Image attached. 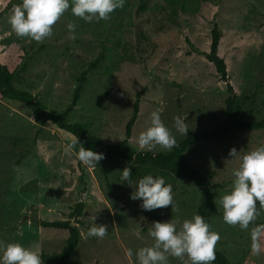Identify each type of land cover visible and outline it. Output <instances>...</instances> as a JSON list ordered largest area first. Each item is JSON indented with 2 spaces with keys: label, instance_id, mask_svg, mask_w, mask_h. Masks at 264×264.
Wrapping results in <instances>:
<instances>
[{
  "label": "rangeland",
  "instance_id": "374dc122",
  "mask_svg": "<svg viewBox=\"0 0 264 264\" xmlns=\"http://www.w3.org/2000/svg\"><path fill=\"white\" fill-rule=\"evenodd\" d=\"M7 1L0 0V10ZM11 14L12 10L0 20L4 51H27V69L15 87L63 113L72 104L77 80L87 72L88 81L69 120L84 124L88 134L110 145L125 140L137 100L139 116L129 144L138 153L170 151L137 144L153 111L160 113L176 143L187 135L176 131L174 117H186L193 134L223 125L226 84L200 54L210 50L215 24L222 32L220 55L241 117L264 120V0H125L107 20L90 23L71 13L70 0L69 9L52 26V35L41 42L18 37L8 23ZM69 23L75 24V39H70ZM73 141L72 135L44 123L27 105L0 101V241L21 243L38 254L61 253L68 231L40 223L68 220L74 202L83 201V225L71 220L81 233L74 257L82 264H137V250L154 243L148 234L153 222L172 220L179 230L185 219L197 214L201 193L193 183L177 181L173 208L146 212L141 201L130 199L133 189L120 179V171L133 167L131 162L103 159L87 172L80 171L75 157L80 145L66 151ZM261 146L264 130H257L233 133L185 154L187 162L210 175L216 208L211 231L220 236L214 250L230 264H264L257 240L264 227V206L257 202L255 219L241 229L223 221L219 205V197L232 190L231 172L240 163L229 151L235 148L242 156ZM94 215L95 223L107 225L103 238L87 235ZM128 249L131 257L126 256ZM168 264L183 262L169 257Z\"/></svg>",
  "mask_w": 264,
  "mask_h": 264
},
{
  "label": "clouds",
  "instance_id": "9594fccd",
  "mask_svg": "<svg viewBox=\"0 0 264 264\" xmlns=\"http://www.w3.org/2000/svg\"><path fill=\"white\" fill-rule=\"evenodd\" d=\"M124 2L125 0H71V13L87 23L107 20L109 14L123 7ZM69 7L70 0H21L20 4L14 6L8 23L18 37L41 42L52 35V26ZM67 29L70 39H75V24H67ZM174 127L185 136L189 132L186 117H174ZM77 144L80 147L75 152V157L80 164L94 168L105 158L103 153L85 148L78 140L67 145L66 151L75 149ZM137 144L142 149L151 150L159 145L162 149L171 150L176 145V139L161 120L160 113L153 111L150 126L139 134ZM239 153L235 148L229 151L231 159L239 158L240 163L231 172L232 190L219 197V205L223 209L225 223L238 224L241 229H247L255 219L257 202L264 206V146L242 156ZM120 173L121 181L133 189L130 199L141 201L142 210L150 212L168 206L174 207L172 185L166 182L164 176L149 173L133 179L131 166H126ZM90 219L92 224L87 235L105 237L107 225L95 223V215ZM210 229L209 223L199 214L185 219L179 230L172 220L155 221L148 231L154 243L137 250V264H168L169 257L179 258L183 264H188L189 261L190 264H212L215 260V245L220 236ZM132 255V250L128 249L126 256ZM0 264H43V261L36 251L21 243L0 241Z\"/></svg>",
  "mask_w": 264,
  "mask_h": 264
},
{
  "label": "trees",
  "instance_id": "16d2710c",
  "mask_svg": "<svg viewBox=\"0 0 264 264\" xmlns=\"http://www.w3.org/2000/svg\"><path fill=\"white\" fill-rule=\"evenodd\" d=\"M16 3L8 0L3 9L0 10V20L13 10ZM211 46L208 52L200 53L209 63H211L217 72L218 79L226 84L228 98L226 101L225 115L226 119L220 127L203 133L193 134L190 131L187 137L179 142L167 152L153 154L150 152L138 153L129 144L132 135V129L139 116V100L134 105L133 116L128 121L125 129V140L117 145H110L101 137L90 135L84 124L74 123L69 120L70 113L75 105L78 104L83 93L84 87L88 81L87 72H83L77 80L73 94L71 106L63 113L50 109L46 104L40 101L36 96L15 87L14 82L17 77L26 72L27 69V51H18L16 47L4 51L0 41V101H14L27 105L34 115L42 121L60 131L72 135L75 140L83 143L85 148L104 154V159L117 161L125 160L131 162L133 167L131 173L133 179H138L146 174L162 175L166 182L172 185L175 191L178 180H187L200 189L201 201L197 214L203 216L205 221L211 226V215L216 212L214 205V195L211 191V179L207 172L200 170L185 160V154L197 145H204L210 141H219L229 138L233 133L250 132L264 130V120L245 121L241 117V107L232 85L228 84L229 76L225 60L221 57L222 32L220 26L215 24L211 31ZM192 45V44H191ZM193 46V45H192ZM199 52L198 49H194ZM103 57L97 59L92 65L95 68ZM77 168L80 171H86L87 167L76 160ZM125 185L126 182H125ZM74 209L66 221H43L40 223L43 228H52L57 230L68 231L69 237L61 253L47 254L41 252L39 255L43 264H82L77 260L75 252L81 241V233L77 226L71 223L74 219L76 223L83 225L80 218L83 216L85 204L83 201H75ZM211 230V229H210ZM260 242L258 249L264 252V227L257 236ZM215 251V260L212 264H230L226 256Z\"/></svg>",
  "mask_w": 264,
  "mask_h": 264
}]
</instances>
